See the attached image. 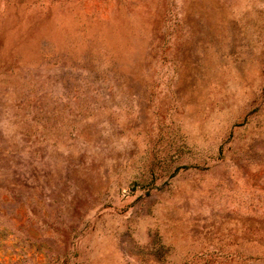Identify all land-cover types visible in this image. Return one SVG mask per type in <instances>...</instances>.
Instances as JSON below:
<instances>
[{"label":"rangeland","instance_id":"374dc122","mask_svg":"<svg viewBox=\"0 0 264 264\" xmlns=\"http://www.w3.org/2000/svg\"><path fill=\"white\" fill-rule=\"evenodd\" d=\"M0 264H264V0H0Z\"/></svg>","mask_w":264,"mask_h":264}]
</instances>
